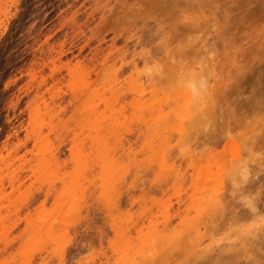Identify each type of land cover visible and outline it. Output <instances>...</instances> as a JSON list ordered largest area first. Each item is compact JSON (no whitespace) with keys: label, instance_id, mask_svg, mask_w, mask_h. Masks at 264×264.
Instances as JSON below:
<instances>
[{"label":"rangeland","instance_id":"374dc122","mask_svg":"<svg viewBox=\"0 0 264 264\" xmlns=\"http://www.w3.org/2000/svg\"><path fill=\"white\" fill-rule=\"evenodd\" d=\"M38 101L49 234L8 245L36 184L0 264H264V0H0V151Z\"/></svg>","mask_w":264,"mask_h":264},{"label":"bare ground","instance_id":"6f19581e","mask_svg":"<svg viewBox=\"0 0 264 264\" xmlns=\"http://www.w3.org/2000/svg\"><path fill=\"white\" fill-rule=\"evenodd\" d=\"M215 19L216 18L214 17V20ZM214 26H216V25H214ZM211 74H212V71H211ZM211 74H210V77H214L213 75L211 76ZM71 79L75 83H77L79 80H81L80 72L76 69H72L71 70ZM202 81H204V79H202ZM202 81H199L198 84L202 85V89L205 88L204 89L205 93L203 92V94H202V101H201L202 103H198L199 105L197 104L199 106L198 109L200 110V113H201L200 115H202L203 113L206 114V112H207L206 115L207 116L210 115V118L212 119V116L214 118V115L216 114L214 112V110H216V106L218 103L217 99L220 96L219 95L220 90H217L219 85H217L216 80H214L215 84L213 86H211V84H210V88L207 89L206 86H207V84H209L207 82L208 80L206 81V78H205V84ZM193 85L195 86L196 83L193 82ZM204 85H205V87H204ZM82 86H86L88 89V87L90 86V83H88L86 81L83 83ZM206 90H207V92H206ZM259 100H260V98H259ZM250 103H252V102L250 101ZM255 104H256L255 106H258V100L257 99L255 100ZM253 105H254V103H253ZM220 108L222 110L221 106H220ZM28 109H29V107H28ZM252 110H254V108ZM26 111H28V110H26ZM28 112L29 113H28L27 123L25 124V122H24V120H26V119L20 121V123H19L20 124L19 125L20 130L25 131L24 139L23 140L19 139L18 143L15 144L13 147L8 145L9 143L5 146L3 144L4 150L0 151V235L1 236H7L11 232H13V230L18 229L19 222L21 223V221H22L21 220L22 218H19L20 215L23 214L21 212L23 210H27V209L29 210V208H28V206L30 205L29 200L31 199V201H32V199H34L33 193H35V189H37V188H35L36 184H37V186L38 185L40 186L38 189H40V188L44 189L47 186H48V188H46V190H44V192H43L44 194L42 193L44 195V200L41 202L38 211L35 213V216L37 215L36 217L39 218L38 222H36L35 218H33L34 216H32V215H34V214H31L30 213L31 211L30 212L29 211L28 212L23 211L26 213V214H24L25 217L23 219V220H25L26 224H25L24 228L22 230H20L21 234H19V236L13 237L14 239L12 241H9L8 245H12L11 243H15L16 240L21 239V241H23L22 240L23 238L26 239V240L24 239L25 241H28L27 240L29 238L28 234L30 235L33 233V235L35 237H36V235L40 236L41 234H43V236H46V235L48 236V234H49V229L46 227L47 222H48V215L49 216L51 215V212L50 211L48 212L49 209H48V205H47V202H48L47 200L51 194L50 189H52L51 188L52 185H51V187H49L50 186L49 169H50L51 164H52V159L55 160L54 155H52V151H51V147H50V135H51L50 133H52L51 119L53 118L52 117L53 115L51 113L52 108L50 107V105L48 103H46V101H42V102L38 101V102L33 103L30 106V109ZM22 113H23V111H22ZM230 113L233 116V114H235V111L231 110ZM243 113H244V111H243ZM23 114H25V113H23ZM207 116H204L203 118H205ZM233 118L236 119L237 118L236 115H234ZM241 118H242V116H241ZM14 120L16 122L19 121V119L18 120L14 119ZM227 126L229 127L230 124L228 123ZM15 128L17 129V127H15ZM225 130H227V129H225ZM225 130H223V131H225ZM215 133H213V135ZM222 134H220V135H222ZM227 135H228V131H227ZM216 136L212 137L213 141H214V139L216 141V139L218 140V138H220V137L222 138V137L226 136V134L223 136H220V137L219 136L216 137ZM99 137H100V135H98V137L92 138L91 141H92V143L98 144V146L100 148L101 146H103L102 144H104V143L101 144V142H103V140L100 142L99 139L101 137L100 138ZM210 137H211V134H210ZM212 139H211V141H212ZM4 143H6V142H4ZM99 143L101 144V146L99 145ZM9 146H10V148H9ZM71 146H73V148L71 149V155H73L72 158H74V157L78 156V154L76 153V149H78V144L74 140V142L72 141ZM92 147H93V145H92ZM22 150H24V153L21 154ZM4 151H6V152H4ZM101 157H103V155ZM105 157H106V155H104V158ZM234 166L236 168V165H234ZM102 170L103 171L108 170L111 174H113V172H114L112 164H110V162L108 160H104V166H103ZM24 173H26L28 175H26V174L24 175ZM62 182H63L62 184H64L65 181H62ZM24 188H25V190H23ZM41 192H42V190H41ZM38 218H36V219H38ZM43 236H42V238H43ZM34 239H36V238H34ZM40 240L42 241L41 237H40ZM33 241H34L33 239L30 241V238H29V241L25 242V243H27V244L29 242L32 243ZM43 241H45V237L43 238ZM259 249L262 251L261 256L264 257V251L262 250L263 249V243L262 242H260ZM218 262H220V261H218ZM214 264H221V263H214Z\"/></svg>","mask_w":264,"mask_h":264}]
</instances>
